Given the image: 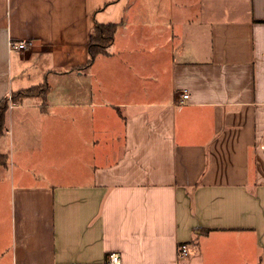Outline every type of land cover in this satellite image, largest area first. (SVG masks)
I'll return each instance as SVG.
<instances>
[{
    "label": "crops",
    "instance_id": "obj_1",
    "mask_svg": "<svg viewBox=\"0 0 264 264\" xmlns=\"http://www.w3.org/2000/svg\"><path fill=\"white\" fill-rule=\"evenodd\" d=\"M101 5L0 0V264H264V0Z\"/></svg>",
    "mask_w": 264,
    "mask_h": 264
},
{
    "label": "trees",
    "instance_id": "obj_2",
    "mask_svg": "<svg viewBox=\"0 0 264 264\" xmlns=\"http://www.w3.org/2000/svg\"><path fill=\"white\" fill-rule=\"evenodd\" d=\"M117 31L116 24H97L93 27L89 35L88 43V61L87 64H91L98 56L107 54V48L111 46L114 40V36ZM37 87L29 88L27 90L18 92L11 95L12 101L17 103L20 99L30 97L45 91L43 87L41 90H36ZM8 110L7 99L0 101V136L5 131V118ZM7 158L4 155H0V166L6 165Z\"/></svg>",
    "mask_w": 264,
    "mask_h": 264
},
{
    "label": "rangeland",
    "instance_id": "obj_3",
    "mask_svg": "<svg viewBox=\"0 0 264 264\" xmlns=\"http://www.w3.org/2000/svg\"><path fill=\"white\" fill-rule=\"evenodd\" d=\"M99 1H101L102 2V5H101V8H103V7H108V3L111 1V0H99ZM105 5V6H104ZM124 5V2L120 5V7L119 8H114V9H109V8H106V10L104 11L105 12V14L103 15V17H102V20H103V22H118L119 21V19H120V17H121V15H122V10H123V6ZM96 66L98 67L97 69H96ZM96 66H94L93 67V73H95V69H96V77L98 78V80H100L101 81V87L103 88V89H105V87H109V72L108 73H106L105 71H108L109 69L107 68V67H104L103 65H102V61L101 60H96ZM104 68H105V70H104ZM107 80V81H106ZM43 88V86L41 85V86H38L37 88H36V90H41Z\"/></svg>",
    "mask_w": 264,
    "mask_h": 264
},
{
    "label": "built area",
    "instance_id": "obj_4",
    "mask_svg": "<svg viewBox=\"0 0 264 264\" xmlns=\"http://www.w3.org/2000/svg\"><path fill=\"white\" fill-rule=\"evenodd\" d=\"M25 48H26V42L24 41L9 43V51L11 52H18V51L24 50ZM187 98H188V95L185 94V92L181 94V100H187ZM6 99L8 103V109H11L16 106V104L12 101L11 95L7 96ZM186 253H187L186 247L184 245L180 246L178 256L183 257L186 255ZM107 264H120V259H119L118 254L109 255Z\"/></svg>",
    "mask_w": 264,
    "mask_h": 264
}]
</instances>
